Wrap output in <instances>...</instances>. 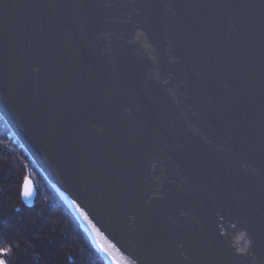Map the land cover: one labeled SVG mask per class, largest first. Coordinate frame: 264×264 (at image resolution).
I'll return each instance as SVG.
<instances>
[{
    "label": "water",
    "instance_id": "water-1",
    "mask_svg": "<svg viewBox=\"0 0 264 264\" xmlns=\"http://www.w3.org/2000/svg\"><path fill=\"white\" fill-rule=\"evenodd\" d=\"M0 117L118 264H264V0H0Z\"/></svg>",
    "mask_w": 264,
    "mask_h": 264
},
{
    "label": "trees",
    "instance_id": "trees-1",
    "mask_svg": "<svg viewBox=\"0 0 264 264\" xmlns=\"http://www.w3.org/2000/svg\"><path fill=\"white\" fill-rule=\"evenodd\" d=\"M28 177L37 183L30 205L20 192ZM105 256L0 117V259L6 264H110Z\"/></svg>",
    "mask_w": 264,
    "mask_h": 264
},
{
    "label": "bare ground",
    "instance_id": "bare-ground-1",
    "mask_svg": "<svg viewBox=\"0 0 264 264\" xmlns=\"http://www.w3.org/2000/svg\"><path fill=\"white\" fill-rule=\"evenodd\" d=\"M15 136V135H14ZM16 138V137H15ZM18 139V138H17ZM18 141H19V139H18ZM19 143H21L20 141H19ZM22 145V144H21ZM33 163H34V165H35V167H36V169L37 170H39V167L37 166V164L34 162V160H33ZM39 172L42 174V176L44 177V175H43V173H42V171L41 170H39ZM28 178H30L31 179V181H33V187H34V192H35V195H34V198H35V196H36V194H37V192H36V185H37V183H36V181L35 180H33L31 177H28ZM45 178V177H44ZM23 182H24V180L22 179V184H23ZM49 183V182H48ZM22 184H21V189H20V192L22 191ZM50 184V183H49ZM50 186L53 188V190L54 191H56L55 190V188L53 187V185L52 184H50ZM56 193H57V195H58V197L61 199V201L62 202H64L65 203V205H66V207L69 209V211L70 212H72V210L70 209L71 207H70V205H69V203L67 202V201H65V199H64V197H61V195L58 193V191H56ZM24 202V201H23ZM25 203V202H24ZM72 214L76 217V219L78 220V222L79 223H81L80 222V220L78 219V217H77V215L75 214V212H72ZM81 225L83 226V224L81 223ZM83 228H84V226H83ZM85 229V228H84ZM90 234V233H89ZM91 235V234H90ZM92 236V235H91ZM92 238L96 241V242H98L93 236H92ZM99 243V242H98ZM102 246V245H101ZM102 249H103V251L106 253V254H108V252L106 251V249L102 246ZM111 255V254H110ZM111 257H112V255H111ZM114 258V257H113ZM2 260V259H1ZM115 260V259H114ZM3 261V260H2ZM116 261V260H115ZM4 262V264H6L5 263V261H3ZM117 262V261H116Z\"/></svg>",
    "mask_w": 264,
    "mask_h": 264
},
{
    "label": "rangeland",
    "instance_id": "rangeland-1",
    "mask_svg": "<svg viewBox=\"0 0 264 264\" xmlns=\"http://www.w3.org/2000/svg\"><path fill=\"white\" fill-rule=\"evenodd\" d=\"M2 118V117H1ZM3 119V118H2ZM4 121V120H3ZM4 123L6 124V122L4 121ZM7 125V124H6ZM8 127V126H7ZM10 128V127H9ZM12 132V131H11ZM12 134H13V132H12ZM14 135V134H13ZM20 145H21V143H20ZM22 146V145H21ZM22 148L24 149V147L22 146ZM25 151H26V153H27V150L26 149H24ZM27 155H29L28 153H27ZM30 157V156H29ZM30 159H31V157H30ZM32 161H33V159H32ZM45 179V178H44ZM24 180V179H23ZM46 180V179H45ZM47 182H48V180H47ZM22 193V192H21ZM106 254V253H105ZM106 261L107 262H109L110 264H118L115 260H114V258H113V256L111 257V255L110 254H106Z\"/></svg>",
    "mask_w": 264,
    "mask_h": 264
},
{
    "label": "snow or ice",
    "instance_id": "snow-or-ice-1",
    "mask_svg": "<svg viewBox=\"0 0 264 264\" xmlns=\"http://www.w3.org/2000/svg\"><path fill=\"white\" fill-rule=\"evenodd\" d=\"M25 194L27 195V192Z\"/></svg>",
    "mask_w": 264,
    "mask_h": 264
}]
</instances>
